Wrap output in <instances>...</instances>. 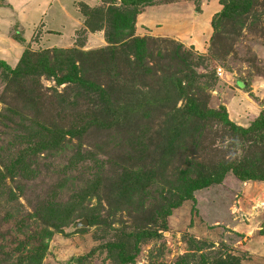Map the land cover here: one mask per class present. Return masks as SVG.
I'll list each match as a JSON object with an SVG mask.
<instances>
[{
    "label": "rangeland",
    "instance_id": "obj_1",
    "mask_svg": "<svg viewBox=\"0 0 264 264\" xmlns=\"http://www.w3.org/2000/svg\"><path fill=\"white\" fill-rule=\"evenodd\" d=\"M0 61V264H264V0H0Z\"/></svg>",
    "mask_w": 264,
    "mask_h": 264
},
{
    "label": "trees",
    "instance_id": "obj_2",
    "mask_svg": "<svg viewBox=\"0 0 264 264\" xmlns=\"http://www.w3.org/2000/svg\"><path fill=\"white\" fill-rule=\"evenodd\" d=\"M120 1H121V4L124 5V6H139V5H141V4L145 3V2H148L149 0H120ZM86 10L89 11L90 8L87 6ZM0 65H2L5 68H9L4 61H0ZM45 69H46L47 73H51L52 72V70L50 68H45ZM71 73H73V72H71ZM216 73H217V71H216ZM242 85L243 84H240V86H242ZM183 110L186 113H188V114L196 113V114H198V115H200L202 117H205L207 115L206 112L198 109L195 106L194 101L191 98H189L187 100ZM208 113H210L212 116H213V114L216 115V116L217 115H221V114H219V112H215V111H208ZM221 116H222L221 120H223L225 123L231 124L228 121V119L226 118L225 114H222ZM253 125H255V126L261 125L260 127H264V123L262 122V120H256L253 123ZM232 128L237 129L239 132H244L245 131V129H243L242 127L239 128V127H236L235 125H232ZM126 186H127V190H128L132 185L126 184ZM143 234L144 233L142 231H138V232L133 233L132 234V243L134 244L138 240H141ZM129 246H130V244L124 242V240H120L119 242H114V243L109 244L108 248H110L109 250L116 249V250H119L120 252H124V251H126L128 249Z\"/></svg>",
    "mask_w": 264,
    "mask_h": 264
},
{
    "label": "water",
    "instance_id": "obj_3",
    "mask_svg": "<svg viewBox=\"0 0 264 264\" xmlns=\"http://www.w3.org/2000/svg\"><path fill=\"white\" fill-rule=\"evenodd\" d=\"M76 227H82V226H87L88 225V220L85 218H82L80 221L75 222L74 224Z\"/></svg>",
    "mask_w": 264,
    "mask_h": 264
},
{
    "label": "built area",
    "instance_id": "obj_4",
    "mask_svg": "<svg viewBox=\"0 0 264 264\" xmlns=\"http://www.w3.org/2000/svg\"><path fill=\"white\" fill-rule=\"evenodd\" d=\"M220 72V69H217V73Z\"/></svg>",
    "mask_w": 264,
    "mask_h": 264
}]
</instances>
